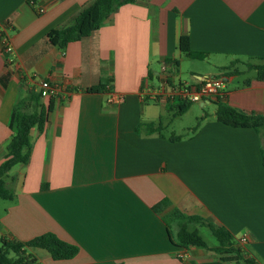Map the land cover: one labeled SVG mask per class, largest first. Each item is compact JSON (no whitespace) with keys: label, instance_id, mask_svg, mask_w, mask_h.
<instances>
[{"label":"crops","instance_id":"1","mask_svg":"<svg viewBox=\"0 0 264 264\" xmlns=\"http://www.w3.org/2000/svg\"><path fill=\"white\" fill-rule=\"evenodd\" d=\"M89 1L0 0V33L8 30L15 55L8 65L0 41V164L16 102L41 81L60 88L43 132L31 130L28 165L7 174L14 197L0 200V239L51 233L78 248L66 261L34 250L38 264H234L209 250L172 246L166 222L180 213L207 219L235 240L247 236L244 252L264 264V128L217 122L216 102L192 103L176 116L177 106L141 98L176 61L177 80L220 78L221 104L264 115V81L245 65L264 64V0H137L90 37L52 46L47 33L67 26ZM181 37L210 65L188 81L177 75ZM98 86L104 89L87 92ZM112 94L124 102L109 104ZM189 113L196 124L177 134L174 120ZM195 228L204 241L210 235Z\"/></svg>","mask_w":264,"mask_h":264},{"label":"trees","instance_id":"2","mask_svg":"<svg viewBox=\"0 0 264 264\" xmlns=\"http://www.w3.org/2000/svg\"><path fill=\"white\" fill-rule=\"evenodd\" d=\"M137 0H90L86 3L71 22L60 29H55L47 33L46 38L52 46L64 49L68 44L81 41L94 34L102 25L104 20L115 13L119 8L127 4H133ZM179 52L190 60H201V55L191 52L189 49V38L181 37L178 45ZM174 67L177 62L172 61ZM232 62L225 70L234 67ZM248 70L256 72V80L264 81V64H245ZM237 70L232 71V75H240ZM103 86L87 89L88 93L102 91ZM190 104L177 106L176 116H180ZM216 121L231 128H247L259 131L264 128V115L246 114L240 110L215 103ZM54 100L49 98L48 104L42 103L40 91L30 89L26 97L16 102L10 119V129L13 132L11 139L6 146V154L0 164V200H13V192L7 186L6 177L9 171L15 166H27L32 152L31 130L36 129L41 133L47 123L49 114L52 113ZM147 131L158 132L160 129H153L145 126ZM262 164H264V152H262ZM167 224V235L169 241L175 248L189 249L199 248L222 254L223 261L234 264H258L252 255L244 252L245 247H241L233 235L225 228L215 225L207 219L198 216H185L175 213L171 216ZM198 226L207 229L213 237L216 248L207 246L203 238L199 235ZM46 251L54 261H66L72 259L78 251L74 245L68 244L58 239L51 233L37 236L31 240L21 242L13 239H0V264H38L34 250Z\"/></svg>","mask_w":264,"mask_h":264},{"label":"built area","instance_id":"3","mask_svg":"<svg viewBox=\"0 0 264 264\" xmlns=\"http://www.w3.org/2000/svg\"><path fill=\"white\" fill-rule=\"evenodd\" d=\"M35 2H31V6H35ZM37 12L42 14L45 12L43 8H38ZM7 31H1L0 41L3 52L7 55L6 63L12 65L15 62L14 49ZM161 77L156 84H148L141 90V98L146 102L152 103H168L174 106L181 104L217 102L223 97L225 91V82L220 78H208L199 81L195 85H189L176 79L173 66H164L161 70ZM40 91L43 98H54L60 88L51 85L48 81H41L37 90ZM107 102L109 104H121L124 102L123 96L112 94L108 95ZM241 247H246L248 237L243 235L238 238Z\"/></svg>","mask_w":264,"mask_h":264},{"label":"rangeland","instance_id":"4","mask_svg":"<svg viewBox=\"0 0 264 264\" xmlns=\"http://www.w3.org/2000/svg\"><path fill=\"white\" fill-rule=\"evenodd\" d=\"M208 60H204V61H197V60H190L187 59L185 57H182L181 60V66H180V72L177 74L178 77L184 81H188L191 78L192 73H194L195 71L200 73L202 71H207L210 69V65L207 64ZM213 73H215V71L213 70ZM208 109H205V111L207 112H211V110L214 108L213 105H210L207 107ZM195 114L194 113H189L186 114L183 117L180 118H176V120H174L171 129H174L176 131L177 134L181 133V129L183 128H189V127H194V125L196 124V118H195ZM171 129L168 131L170 132ZM188 130H183V133H186ZM208 233V232H205ZM205 241L208 243V239L206 236H209L208 234L203 235Z\"/></svg>","mask_w":264,"mask_h":264}]
</instances>
